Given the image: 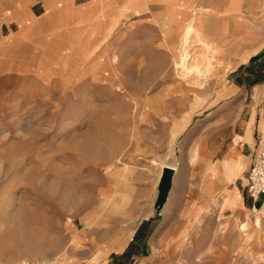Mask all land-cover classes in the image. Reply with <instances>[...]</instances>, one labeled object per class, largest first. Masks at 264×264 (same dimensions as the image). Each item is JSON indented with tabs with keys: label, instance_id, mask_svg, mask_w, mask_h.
<instances>
[{
	"label": "rangeland",
	"instance_id": "obj_1",
	"mask_svg": "<svg viewBox=\"0 0 264 264\" xmlns=\"http://www.w3.org/2000/svg\"><path fill=\"white\" fill-rule=\"evenodd\" d=\"M227 1L231 11L237 10L244 17L249 31L250 16L239 9L242 0ZM201 2L208 3L194 0L188 12ZM206 6L216 11V5ZM213 13L209 14V26H216ZM189 15L180 26L174 23L179 37ZM254 19L260 44L264 38L260 10ZM161 34L164 46L160 37L155 49L149 47L148 40L126 44V39L120 38L117 42L125 49L111 48L116 53L112 65L106 62V56H99L106 66L92 81L89 72L79 79L68 71L75 66L83 68L90 57L78 65L43 61L41 72L33 74L41 75L45 82L28 72L14 73L12 69L19 70L21 64L0 73L3 263L76 262L94 253L88 247H79V240L96 242L97 254L103 255L125 242L118 235H123L125 225H137L147 208L154 213V182L164 164L171 166L179 161L176 151L181 138L176 140L177 136L184 134L192 117L201 115L236 61L245 58L233 48L214 64L213 75L201 83V89L188 91L184 86L189 83L178 77L168 45L174 33ZM117 85L124 90L117 92ZM179 87L184 91H178ZM123 92L127 95H120ZM149 183L152 195L143 189ZM131 232L125 234L126 239ZM111 241L117 242L114 247L105 246ZM125 255H111V260L126 264Z\"/></svg>",
	"mask_w": 264,
	"mask_h": 264
},
{
	"label": "crops",
	"instance_id": "obj_2",
	"mask_svg": "<svg viewBox=\"0 0 264 264\" xmlns=\"http://www.w3.org/2000/svg\"><path fill=\"white\" fill-rule=\"evenodd\" d=\"M203 1L233 17L227 0ZM194 5V0H0V73L21 64L14 73L28 72L45 82L33 74L41 72L43 61L78 65L90 57L83 68L68 71L79 79L89 72L92 81L106 66L102 55L112 65V49H125L120 38L126 44L148 40L155 49L161 37L164 46L162 31L177 33L176 24ZM239 9L250 16L249 33L235 50L245 58L236 61L201 115L177 136L179 161L171 165L176 170L159 217L145 209L127 239L124 229L118 234L125 242L106 243L114 250L103 255L97 254L96 242L79 240V247L94 253L64 264H115L111 255L124 253L126 264H264V194L250 199L243 185L253 153L264 146V38L258 44L254 19L260 10L264 28V0H242ZM147 185L144 192L152 195Z\"/></svg>",
	"mask_w": 264,
	"mask_h": 264
},
{
	"label": "bare ground",
	"instance_id": "obj_3",
	"mask_svg": "<svg viewBox=\"0 0 264 264\" xmlns=\"http://www.w3.org/2000/svg\"><path fill=\"white\" fill-rule=\"evenodd\" d=\"M215 10L214 13L211 12L210 9L201 2L198 7L190 9L189 12L191 16L185 21L186 23L183 26L184 30L181 36L179 37L178 34L173 31L174 34L169 39V46L171 51H173L172 59L174 68L177 70V75L180 80L183 83H189L184 86L188 91L201 89V83L208 81L207 78L212 73L214 64L220 63L226 58L228 53H232L233 48L234 50L236 49V47L233 46L239 43H236L239 38L244 35V32H248V28L243 20L244 17L239 15L237 10L231 11L232 13L229 16H233L231 17L232 20L230 17L228 18V16H225L223 12L220 11V8H216ZM210 13H213V16L218 22L216 26L212 25L211 28L208 27ZM222 20H224V23L220 25L219 22ZM176 25L178 27L181 24L177 23ZM210 29L213 31V34H216L215 37L214 35L212 36V33L210 35ZM194 49H200V51L196 53L193 52ZM212 75L213 74H211V76ZM114 89L117 92L124 90L121 88V85L114 86ZM177 89L178 91H184V89L180 87ZM120 95L123 96L127 94L123 92ZM88 143L91 146L92 142L90 141ZM164 168L170 169L173 173L176 170L165 164L162 166V169ZM135 225L136 223L134 222L125 225L123 228L125 230L124 233L126 234L133 231ZM123 242L124 241L117 245L121 246ZM40 264L47 263L41 261Z\"/></svg>",
	"mask_w": 264,
	"mask_h": 264
},
{
	"label": "built area",
	"instance_id": "obj_4",
	"mask_svg": "<svg viewBox=\"0 0 264 264\" xmlns=\"http://www.w3.org/2000/svg\"><path fill=\"white\" fill-rule=\"evenodd\" d=\"M244 190L250 199L264 194V146L253 153L249 167L243 177ZM0 264H5L0 260ZM18 264H40L35 261H21Z\"/></svg>",
	"mask_w": 264,
	"mask_h": 264
},
{
	"label": "water",
	"instance_id": "obj_5",
	"mask_svg": "<svg viewBox=\"0 0 264 264\" xmlns=\"http://www.w3.org/2000/svg\"><path fill=\"white\" fill-rule=\"evenodd\" d=\"M173 171L164 168L161 170L157 184H156V196L153 203L154 218L159 216L160 210L166 200L167 194L171 187V180Z\"/></svg>",
	"mask_w": 264,
	"mask_h": 264
}]
</instances>
